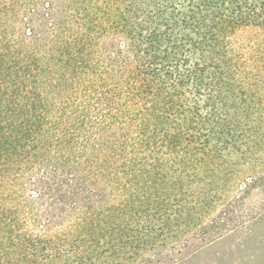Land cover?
Instances as JSON below:
<instances>
[{
	"label": "trees",
	"instance_id": "obj_1",
	"mask_svg": "<svg viewBox=\"0 0 264 264\" xmlns=\"http://www.w3.org/2000/svg\"><path fill=\"white\" fill-rule=\"evenodd\" d=\"M263 152L264 0H0V264L140 256Z\"/></svg>",
	"mask_w": 264,
	"mask_h": 264
},
{
	"label": "rangeland",
	"instance_id": "obj_2",
	"mask_svg": "<svg viewBox=\"0 0 264 264\" xmlns=\"http://www.w3.org/2000/svg\"><path fill=\"white\" fill-rule=\"evenodd\" d=\"M261 176L264 179V171ZM250 177L233 185L218 182L187 187L184 205L198 207L206 198L215 201L207 208L208 214H172L140 221L164 229L157 231L160 246L141 250L140 256L139 250L133 249L117 260L120 264H264V180L255 184ZM41 191L37 183H31L28 194L37 198ZM219 195L227 198L217 201ZM196 200L199 203L194 204ZM141 256L147 261L142 262ZM69 264H73L71 254Z\"/></svg>",
	"mask_w": 264,
	"mask_h": 264
}]
</instances>
